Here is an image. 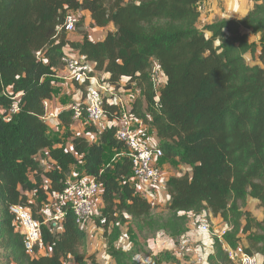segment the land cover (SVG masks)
Segmentation results:
<instances>
[{"label": "trees", "instance_id": "1", "mask_svg": "<svg viewBox=\"0 0 264 264\" xmlns=\"http://www.w3.org/2000/svg\"><path fill=\"white\" fill-rule=\"evenodd\" d=\"M250 1L254 6L245 18L199 29L200 0H0V251L6 264H96L69 206L61 232L42 226L34 256L10 212L27 207L43 222L44 204L64 191L71 167L80 163L102 185L104 209L96 224L105 230L115 264H136L141 250L135 230L166 232L178 241L188 233L189 215L205 213L229 226L222 241L214 236L208 264H232L224 244L241 246L264 264V219L247 210L249 200L264 210V0ZM80 11L90 17L92 29L113 25L114 32L93 42L82 31L81 43L69 41L65 17ZM84 24L82 16L76 31ZM66 47L108 75L105 81L116 90L137 87L134 120L155 131L163 161L191 168L167 182L165 217L154 216L152 204L132 186L129 159L110 164L113 149L123 146L115 126L96 143L75 137L70 151L44 121ZM248 58L255 63L249 65ZM155 62L165 78L158 91L151 79ZM13 105L19 111L8 120ZM103 108L108 121L120 117L108 99ZM73 114L69 108L58 115L67 137ZM32 193L34 202L27 195ZM122 227L133 245L129 251L115 246ZM41 249L47 254L40 256ZM155 264L181 262L173 249H163Z\"/></svg>", "mask_w": 264, "mask_h": 264}, {"label": "built area", "instance_id": "2", "mask_svg": "<svg viewBox=\"0 0 264 264\" xmlns=\"http://www.w3.org/2000/svg\"><path fill=\"white\" fill-rule=\"evenodd\" d=\"M77 22L75 12H69L63 25L64 33L66 35L74 34ZM63 63L65 72L63 79L68 83L83 85L86 90L84 111L79 105L72 107L73 121L79 122L85 114L89 125L99 134L115 124V138L123 145L119 156L121 159L130 160L132 177L143 180L152 188L162 185L163 172L159 163L164 157L163 152L159 148L151 147L142 141L135 127L131 108L126 106L121 99V89L116 90L114 86L107 83L94 70V65L81 56L65 55ZM151 79L156 91L160 90L165 82L163 72L156 62L152 68ZM105 99H108L109 103L117 105L120 110V117L114 122L106 120L103 108ZM48 103L49 101L45 102L46 115L44 121L49 124L58 119V116L48 112ZM18 111V106L13 105L6 119L10 120V115L16 114ZM183 175L185 174H178V178ZM102 190V185L95 177L85 174L81 177L68 178L64 191L49 197L52 215L43 219V222L36 220L31 209L27 207L19 205L11 207L10 212L15 219L14 224L23 238L27 253L31 256L35 255V247L41 243L42 226H46L54 234L62 231V222L65 218L64 206L70 207L77 225L84 228L95 215V203L102 195ZM105 224V219H102L101 226ZM199 230L205 233L209 232L207 226H201ZM227 231L228 229L222 230L214 236L222 241ZM224 249L232 264H261L258 257L247 254L241 246L237 249H231L224 244ZM201 262L202 259L198 258L197 263Z\"/></svg>", "mask_w": 264, "mask_h": 264}, {"label": "crops", "instance_id": "3", "mask_svg": "<svg viewBox=\"0 0 264 264\" xmlns=\"http://www.w3.org/2000/svg\"><path fill=\"white\" fill-rule=\"evenodd\" d=\"M253 6L254 4L250 0H200L198 9L201 13V17L197 24V28H203L205 25L214 24L215 22L221 20H241L248 15V13L253 9ZM77 13L85 17V24L90 27V17L86 13L81 11ZM82 29L83 31L87 32L90 40L93 42L103 41L109 32H114L113 25H110L105 29H91L92 33L84 27ZM76 32L74 34L67 35V39L72 42L81 43L83 37L81 33L77 34ZM64 52L65 55L80 56L77 51H74L69 47H66L64 49ZM64 75L65 72L63 68L57 71L53 83L56 93L53 96L52 100H50L48 103V112L54 113L57 116L63 110L72 108L75 105H84L86 102V90L84 86L76 83L66 82L63 79ZM99 75L104 80L108 79V75ZM120 96L124 104L129 108H132L133 103L140 96V90L135 86H133L129 90L121 88ZM48 125L50 126L52 132L57 134L58 137L62 140L65 148L70 151H72V140L75 137H83L90 143H96L99 141V136L101 135L89 125L86 117H83L79 122L74 123V125L69 130L70 136L68 137L67 130L61 125L59 118L51 121V123H49ZM113 126H115V124H113ZM135 127L144 143L148 144L151 147L158 148V146L161 144V140L157 138V135L155 131L152 130V128H150L148 125L142 124L139 121H135ZM121 151L122 148L120 150L113 149L114 158L110 164H113L121 159V157L119 156ZM159 164L163 172V184L159 187L152 188L143 180L133 177H131L130 180L132 186L139 193V195L147 199L149 203L152 204L153 211L156 209L157 213L167 210L170 202V196L168 194L166 186L167 182L173 177H178V174H186L191 172V168L183 166L176 161L166 162L161 160ZM42 166L47 169L46 161L42 162ZM70 171L71 172L68 178H76L85 175L83 170V163H80L77 166H72ZM45 182L47 183L46 180ZM27 195L30 202L35 201V196L33 193ZM256 205H259L258 201L249 200L247 210L251 212L258 221H262L264 219V210L261 207H259L257 210H254V207H256ZM103 209L104 204L101 195L96 200L95 215L93 219L89 221L83 228L88 238L89 249H87V252L89 253V256L95 257L96 264H115L114 260L110 256L106 255L107 242L104 238L105 230L98 227L96 224V218L101 217ZM41 214L43 219H46L50 215H52L50 205L48 206L47 204H44ZM128 220H130V218H128ZM211 225H218L219 227L213 230V228H211ZM201 226H207L209 228V233L202 235L201 231L199 230V227ZM225 229H229V226L225 224L220 218H213L211 213H205L199 217L189 215L188 233L180 240L174 241L177 246H175L174 244L171 249L175 251V254L180 259L181 264H208L207 258L210 254L213 253L214 235ZM121 230L123 231V227L121 228ZM100 237L103 239V242H100V245L103 247V249L98 250V248L94 246V243L96 244ZM122 238L123 232L120 241L122 240ZM118 243H116L115 246L117 248H121L120 246H118ZM102 244H104V246ZM132 248L133 245H127L125 249H121L129 251ZM46 254L47 252L45 249H41V251L39 252L40 256ZM198 258L202 259L201 263H197Z\"/></svg>", "mask_w": 264, "mask_h": 264}, {"label": "rangeland", "instance_id": "4", "mask_svg": "<svg viewBox=\"0 0 264 264\" xmlns=\"http://www.w3.org/2000/svg\"><path fill=\"white\" fill-rule=\"evenodd\" d=\"M76 17L77 19L78 18L80 19L82 15L76 12ZM204 27L199 28V29H204ZM84 28L91 31L92 33V30H91L92 28L89 27L88 25L85 24ZM81 31H83V29H80L79 31L77 30L76 33L80 34ZM247 62L249 65H253L255 63V60H253L252 58H248ZM162 83H163V80H162ZM46 204L49 206L47 202L45 203V205ZM259 207L260 205L258 206L256 205V207H254V210H257ZM167 213H168L167 210H164L163 212H160V213H157L156 209L153 211L154 216H160V217H165ZM218 227H219L218 225H211V228H213V230ZM122 232H123V238L118 243V246L125 249L127 245L131 246L132 244L129 241V236L127 234V227H123ZM208 233L209 232L205 233L201 231L202 235H205ZM134 235H135L136 241H138L140 245V250H141V253L137 256L136 264H155L156 257L162 249H171L174 246V244L175 246H177L176 243L169 237V235L166 232H160V233L154 234V233H149L146 231L140 232L139 230H135ZM100 242L101 243L103 242V239L101 237L100 239H98V242L96 244L94 243V246L98 248V250L103 249V247L100 245ZM102 245L104 246V244ZM88 249H89V244H88ZM106 255L109 256V254H107V250H106ZM88 256H89V253H88ZM0 264H6L4 260V255L2 254L1 251H0Z\"/></svg>", "mask_w": 264, "mask_h": 264}, {"label": "bare ground", "instance_id": "5", "mask_svg": "<svg viewBox=\"0 0 264 264\" xmlns=\"http://www.w3.org/2000/svg\"><path fill=\"white\" fill-rule=\"evenodd\" d=\"M114 133V132H113ZM97 223V222H96Z\"/></svg>", "mask_w": 264, "mask_h": 264}]
</instances>
